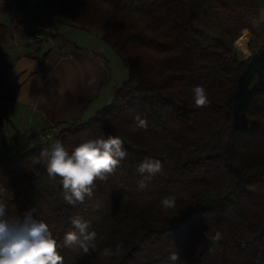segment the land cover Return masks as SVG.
<instances>
[{
	"label": "trees",
	"instance_id": "16d2710c",
	"mask_svg": "<svg viewBox=\"0 0 264 264\" xmlns=\"http://www.w3.org/2000/svg\"><path fill=\"white\" fill-rule=\"evenodd\" d=\"M26 0H0L16 25L28 31ZM260 0H57L76 27L95 30L126 68L128 77L112 101L86 122L54 133L71 150L95 138L118 136L127 156L93 195L72 206L61 183L43 164L33 136L0 156V200L9 215L33 210L48 224L64 264H264V44L242 57L232 46L243 28H255ZM215 14L222 34L209 45L196 35L205 12ZM8 28L0 22V47ZM65 45L69 43L61 38ZM206 89L209 104L196 107L192 89ZM9 59L0 55V135L19 91ZM147 121L137 128L135 117ZM160 160L162 171L144 190L137 166ZM61 180L60 177H56ZM225 187L228 190L224 192ZM171 196L175 208L160 201ZM80 216L96 232V251L82 255L63 246ZM207 232L220 239L204 237ZM122 246L105 258V248Z\"/></svg>",
	"mask_w": 264,
	"mask_h": 264
},
{
	"label": "crops",
	"instance_id": "0c3cea01",
	"mask_svg": "<svg viewBox=\"0 0 264 264\" xmlns=\"http://www.w3.org/2000/svg\"><path fill=\"white\" fill-rule=\"evenodd\" d=\"M28 3H25L23 10L28 31L18 27L9 13V23L4 24L8 28V35L2 45L6 46L2 55L8 57L12 74L20 87L15 103L9 108V122L1 131L0 153L3 154L8 139L12 140V144L7 153L12 154L24 146L25 138L33 136L31 144L34 145L41 143V135L46 131L54 134L73 121H88L102 106L110 104L107 102L112 101L113 92L118 86L117 75L108 66L106 53L96 48L99 43L107 45L98 32L76 27L66 17V20L55 18L47 5V10L41 13V6L45 4L42 0H29ZM48 10L51 14H48ZM57 22L68 30H82L85 37L94 42L95 48H79L74 43H70L66 49L46 48V43L36 46L37 38L49 34L67 41L63 35L52 33ZM255 25L257 39L259 36L262 38L253 50L250 48L254 44L247 43L248 55L264 44L263 0H260ZM241 35L253 38L248 28L243 29ZM105 47L114 53L109 46Z\"/></svg>",
	"mask_w": 264,
	"mask_h": 264
},
{
	"label": "clouds",
	"instance_id": "9594fccd",
	"mask_svg": "<svg viewBox=\"0 0 264 264\" xmlns=\"http://www.w3.org/2000/svg\"><path fill=\"white\" fill-rule=\"evenodd\" d=\"M192 93L196 107H206L209 104L203 86H194ZM135 120L137 128H147V121L139 115ZM126 156L123 141L118 136H108L106 139H88L75 146L71 152L61 141L55 140L42 149L39 156L33 157L32 162L43 164L50 178L60 177L63 200L76 206L83 203L86 196L90 198L96 183L106 181ZM162 168L160 160L146 157L137 166L138 173L143 177L138 181V188H147L148 183ZM160 204L165 209L175 208V200L171 196L164 197ZM6 209V203L0 200V264H64V257L58 251L61 245L57 243L48 224L33 217L34 209L23 215H9ZM71 223L77 231L65 234L63 246L77 250L82 255L95 252L94 241L97 234L94 230L89 231L90 222L75 216ZM203 235L216 241L221 234L217 232L214 236H209L205 232ZM121 253L122 246L117 244L114 250L105 248L100 255L111 258ZM179 259L178 252L170 253L169 260L173 264Z\"/></svg>",
	"mask_w": 264,
	"mask_h": 264
},
{
	"label": "rangeland",
	"instance_id": "374dc122",
	"mask_svg": "<svg viewBox=\"0 0 264 264\" xmlns=\"http://www.w3.org/2000/svg\"><path fill=\"white\" fill-rule=\"evenodd\" d=\"M28 2H29V0L26 2V4ZM42 2H44L45 4L43 5V7L41 6V8H42L41 13H43L45 10H47V8L45 7V5H47L51 9V11H53V14H55V16H54L55 18H57V19L60 18V19L66 20L65 16L58 9L57 0H42ZM263 2H264V0H263ZM48 14H51V12L49 10H48ZM9 18H10V15L5 10H0V22L2 24L9 23ZM256 21H257V18H256ZM255 27H256V25H255ZM243 29H245V28H243ZM248 29L250 30V32H252L253 38L248 39L246 36H242L241 35L242 30H241L239 33V36L234 40V42L232 44V46L235 48V50L242 57H247L248 54H247L246 48H245V51H243L236 46V43L240 38L245 37L247 39V43L252 42L254 44L253 47L251 46L250 50L251 49L253 50V48H256L258 46V44L260 43L259 41L262 38V36H259V38L257 39L256 28H254V30L250 29V28H248ZM74 30H76V29H74ZM41 32H43V31H41ZM79 32H81V33H79ZM83 32H85V31H83ZM52 33H58L59 35H63V37L65 39H67V43H69V45L75 44L79 48L82 46H85L88 48H90V47L95 48L94 42L91 39H88L87 36L85 37L84 33H82V30H77V31L68 30V28L64 27L63 24H61V22H57L55 24V26L53 27ZM221 34H222V26L220 25L215 14L213 12H210V11L205 12L204 15L201 16L198 23L196 24V35L201 40L202 44L203 45L211 44L213 39L220 37ZM44 43L47 44L45 46L46 48H49V47H58L61 49L62 48L63 49L68 48V46L65 45V42L60 38V36L55 35V34L54 35L49 34L48 36L43 35L42 37L37 38L36 46L39 47V46H41V44H44ZM105 46H108V45H103V44L99 43L98 45H96V48H99L100 50H102L103 52L106 53V55L108 57L106 61L107 62L109 61L108 66L110 67V69L112 70L114 75L116 73L117 81H118V82H116V84L119 85L121 82H123L127 79V77H128L127 70L121 64V62H120L119 58L116 56V54L108 51L107 47H105ZM250 50H248V51H250ZM5 51H6V46H2L0 48V55L4 54ZM106 51H108V52H106ZM116 68H117V70L115 72ZM110 101L111 100H109L107 102V104L110 103ZM107 104H105V105H107ZM86 119H88V117L85 118L84 120H86ZM33 143H35V142H33ZM31 145H33V144H31ZM59 183H60V180L57 178H55V179L48 178V179L44 180L43 183L38 185V187L40 188L42 185H49V184L58 185ZM224 190H225L224 192H226L228 190V187H225Z\"/></svg>",
	"mask_w": 264,
	"mask_h": 264
},
{
	"label": "built area",
	"instance_id": "2783aa9c",
	"mask_svg": "<svg viewBox=\"0 0 264 264\" xmlns=\"http://www.w3.org/2000/svg\"><path fill=\"white\" fill-rule=\"evenodd\" d=\"M49 137H51L52 139L49 140ZM53 137H54L53 133L48 132V131L44 132V133L41 135V144H42L43 146L48 147V146L50 145V143L53 142ZM11 144H12V140L8 139V140L6 141V144H5L4 149H3V152H4V153H7V152H8V148L10 147ZM1 154H2V153H0V156H1Z\"/></svg>",
	"mask_w": 264,
	"mask_h": 264
},
{
	"label": "bare ground",
	"instance_id": "6f19581e",
	"mask_svg": "<svg viewBox=\"0 0 264 264\" xmlns=\"http://www.w3.org/2000/svg\"><path fill=\"white\" fill-rule=\"evenodd\" d=\"M246 44H247V39L244 37V38H240V39L237 41L236 46H237L238 48H240L241 50L245 51Z\"/></svg>",
	"mask_w": 264,
	"mask_h": 264
},
{
	"label": "water",
	"instance_id": "95a60500",
	"mask_svg": "<svg viewBox=\"0 0 264 264\" xmlns=\"http://www.w3.org/2000/svg\"><path fill=\"white\" fill-rule=\"evenodd\" d=\"M61 187H62V184H61Z\"/></svg>",
	"mask_w": 264,
	"mask_h": 264
}]
</instances>
